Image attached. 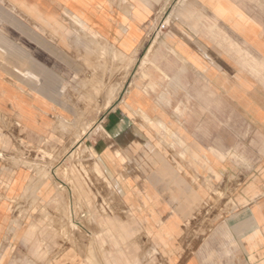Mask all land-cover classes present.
<instances>
[{"label":"crops","instance_id":"1","mask_svg":"<svg viewBox=\"0 0 264 264\" xmlns=\"http://www.w3.org/2000/svg\"><path fill=\"white\" fill-rule=\"evenodd\" d=\"M139 53L146 69L126 88ZM0 112L30 136L104 132L109 148L141 156V172L121 179L111 156L94 157L112 184L104 191L52 182L33 191L17 170L20 186L0 196L27 197L30 211H85L74 197L118 194L131 211L157 218L174 207L184 219L209 192L202 181L220 173L237 202L260 198L223 217L204 258L198 251L185 264H264V0H0ZM197 155L204 171L192 165ZM153 196L166 198L150 209ZM8 211L0 199V243L12 227ZM161 222L158 242L179 226L175 217ZM81 258L71 246L49 264Z\"/></svg>","mask_w":264,"mask_h":264},{"label":"rangeland","instance_id":"2","mask_svg":"<svg viewBox=\"0 0 264 264\" xmlns=\"http://www.w3.org/2000/svg\"><path fill=\"white\" fill-rule=\"evenodd\" d=\"M141 56L139 53L133 59L134 78L126 88L141 82V71L146 69L141 67ZM151 61H154V67L148 70L155 71L156 59ZM122 70L118 68V72ZM215 103L214 108L217 107ZM109 141L106 133L95 131L30 136L18 128L11 116L0 112V189L20 186L16 178L12 180L18 170L15 177L26 174V188L33 191L43 182H52L59 189L101 187L104 191L112 184L106 181L104 169L94 160L99 155L105 161L109 156L116 161L114 168L118 179L126 172H134V176L140 173V149H130L127 153L123 148H109ZM97 150L100 154H96ZM179 150L180 158L188 160L184 149ZM193 157L192 165L196 170L204 171V158ZM218 158L224 161V154H219ZM202 182L209 194L204 196L199 209L188 213L184 219L178 217L180 213L172 206L171 211L161 212L157 218L154 217L156 211H131L125 206L124 197L118 194L116 200L111 195L74 197L79 198V202L84 201L88 209L85 211H62L59 205L54 206L55 210L38 207L37 211L35 208L30 211L26 205L29 203L27 197L0 196L13 220L8 235L0 243V261L5 259L6 264H49L71 246L77 247L82 254L79 264H185L198 251L204 258V251L208 249L204 241L211 235L220 236L219 224L223 217L230 216L240 204L260 197H238L237 202V197L225 194L220 173H212ZM228 189L232 187L228 186ZM140 198L134 197L135 202L138 203ZM158 198L166 197L153 196L149 201L150 209L161 204L157 202ZM168 217H175L179 222L178 232L171 238L161 237L162 242H158L154 235L158 230L156 225ZM16 231L23 237L13 239ZM203 258V264H213Z\"/></svg>","mask_w":264,"mask_h":264}]
</instances>
